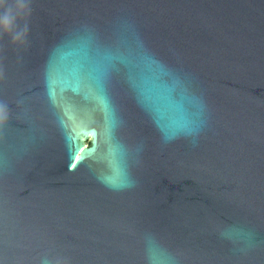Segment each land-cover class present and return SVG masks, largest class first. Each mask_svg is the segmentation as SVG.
Masks as SVG:
<instances>
[{"label": "water", "instance_id": "water-1", "mask_svg": "<svg viewBox=\"0 0 264 264\" xmlns=\"http://www.w3.org/2000/svg\"><path fill=\"white\" fill-rule=\"evenodd\" d=\"M0 264H264V0H0Z\"/></svg>", "mask_w": 264, "mask_h": 264}, {"label": "snow or ice", "instance_id": "snow-or-ice-1", "mask_svg": "<svg viewBox=\"0 0 264 264\" xmlns=\"http://www.w3.org/2000/svg\"><path fill=\"white\" fill-rule=\"evenodd\" d=\"M53 95H54V93H53ZM77 152L79 151V148H77V150H76ZM77 157H76V155L74 154V156H73V159H76Z\"/></svg>", "mask_w": 264, "mask_h": 264}]
</instances>
